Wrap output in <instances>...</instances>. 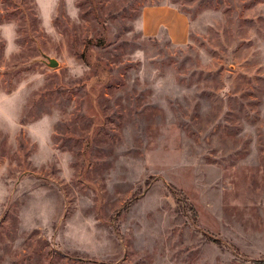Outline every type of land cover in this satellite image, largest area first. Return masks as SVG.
<instances>
[{
	"label": "rangeland",
	"instance_id": "rangeland-1",
	"mask_svg": "<svg viewBox=\"0 0 264 264\" xmlns=\"http://www.w3.org/2000/svg\"><path fill=\"white\" fill-rule=\"evenodd\" d=\"M0 264H264V0H0Z\"/></svg>",
	"mask_w": 264,
	"mask_h": 264
},
{
	"label": "crops",
	"instance_id": "crops-1",
	"mask_svg": "<svg viewBox=\"0 0 264 264\" xmlns=\"http://www.w3.org/2000/svg\"><path fill=\"white\" fill-rule=\"evenodd\" d=\"M138 28L141 36L163 34L169 41L181 44L187 38V18L175 7L167 4L145 5L139 9Z\"/></svg>",
	"mask_w": 264,
	"mask_h": 264
},
{
	"label": "water",
	"instance_id": "water-1",
	"mask_svg": "<svg viewBox=\"0 0 264 264\" xmlns=\"http://www.w3.org/2000/svg\"><path fill=\"white\" fill-rule=\"evenodd\" d=\"M56 61L54 60V59H52V58H47V65L49 66V67H54V66H56Z\"/></svg>",
	"mask_w": 264,
	"mask_h": 264
},
{
	"label": "trees",
	"instance_id": "trees-1",
	"mask_svg": "<svg viewBox=\"0 0 264 264\" xmlns=\"http://www.w3.org/2000/svg\"><path fill=\"white\" fill-rule=\"evenodd\" d=\"M152 5H158V4H152Z\"/></svg>",
	"mask_w": 264,
	"mask_h": 264
}]
</instances>
